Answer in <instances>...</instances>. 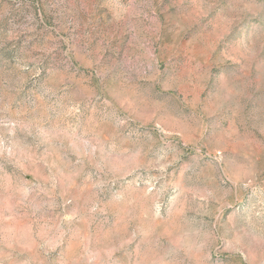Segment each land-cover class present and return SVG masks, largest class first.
Wrapping results in <instances>:
<instances>
[{"label":"rangeland","instance_id":"rangeland-1","mask_svg":"<svg viewBox=\"0 0 264 264\" xmlns=\"http://www.w3.org/2000/svg\"><path fill=\"white\" fill-rule=\"evenodd\" d=\"M0 264H264V0H0Z\"/></svg>","mask_w":264,"mask_h":264}]
</instances>
